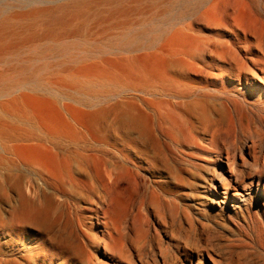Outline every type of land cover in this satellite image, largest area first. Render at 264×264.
Returning a JSON list of instances; mask_svg holds the SVG:
<instances>
[{
	"label": "bare ground",
	"instance_id": "obj_1",
	"mask_svg": "<svg viewBox=\"0 0 264 264\" xmlns=\"http://www.w3.org/2000/svg\"><path fill=\"white\" fill-rule=\"evenodd\" d=\"M171 1L170 6L204 5L202 15L224 27L228 39L204 43L203 54L191 61L189 54L201 45L188 34L196 31L188 23L153 37L150 46L159 43L156 51L140 56L101 58L68 47L53 54L79 23L93 17L121 20L131 8H140V1L0 0V189L8 202L3 242L8 253L24 256L13 236L36 218L42 226L70 227L81 250L57 244L80 264H158L144 257L150 231L157 227L141 222L137 212L143 197L160 227L167 225L164 208L176 212V203L157 186V174L181 175L183 163L194 174L202 163L211 166L204 188L222 194L225 204L229 195L243 201L256 182L264 183L258 145L264 133V0L260 5L255 0ZM126 47L119 44L116 50ZM224 74L245 81L251 98L250 90H257L256 104L213 80ZM99 88L130 93L94 111L72 97ZM19 175L39 180L45 196L40 207L32 209L25 194L17 204ZM55 199L61 207L53 213ZM125 226L137 228L136 234L127 236Z\"/></svg>",
	"mask_w": 264,
	"mask_h": 264
},
{
	"label": "rangeland",
	"instance_id": "obj_2",
	"mask_svg": "<svg viewBox=\"0 0 264 264\" xmlns=\"http://www.w3.org/2000/svg\"><path fill=\"white\" fill-rule=\"evenodd\" d=\"M139 1L140 8H131L121 20L103 22L93 17L85 23H79L81 25L77 30L75 29L72 37L59 42L58 48L53 54H56L55 52L60 47H68L77 53L91 51L101 58L105 56L120 58L128 55L140 56L156 51L159 43L150 46L153 37L164 32L170 33L192 23L196 31H190L188 34L196 37L201 45L199 50L189 54L192 61L199 59L203 54L204 43L214 40L223 41L229 37V33L224 27L209 21L202 15L205 7L202 4L190 7L186 3L185 5L170 6L171 0H157L158 4L153 3L152 0ZM193 1L203 2L204 0ZM255 1L258 4L262 2V0ZM95 14L97 12L91 15ZM121 34H125V36L118 37ZM119 44H126L129 47H126V50H116ZM219 61L222 62L221 59ZM190 68L195 69L192 65ZM214 72L217 73V71ZM198 76L204 75L198 72ZM51 77L52 75H49L45 80L50 81ZM235 78L224 74L222 77H213V80L217 84L220 83L219 85H228L231 91L235 90L233 95H245L250 106H254L259 98L256 96L258 91L251 89L250 91L254 92L251 98L245 91L246 82L238 83ZM200 81L205 80L200 77ZM261 87L263 88L261 94L264 97V85ZM79 92L82 94L72 97L86 111L108 107L112 103L121 101L130 93L128 91L112 92L107 88L92 89L85 93ZM47 96L55 97L50 94ZM262 107H264V103ZM252 109L255 114H258L256 106ZM259 140L258 145L261 146V151L264 154V133ZM139 165L147 167L146 163ZM181 167L184 169L181 175L169 172L156 175L157 186L168 193L170 199L176 203L174 214L165 208L161 211V216H165L167 219L166 227H160L158 224L157 214L149 199L146 197L139 199L137 212L141 222L149 221L152 226L157 227V230L150 231V242L146 247L145 259L150 263L157 262L158 264H162L164 261L167 264H181L177 260H181L182 264H264V183L257 185L256 182L247 199L234 202L231 194L228 197V203L225 204L222 194L215 192L217 196H214L215 194L204 188L205 183L203 182L208 176V168H212L211 166L202 163V168L196 174L188 172L190 167L185 163ZM142 174H146V177L150 176L148 171H143ZM19 177H21L22 186L15 190L17 204L22 205L21 195L25 194L30 199L32 209L40 207L45 196L41 194L42 185L39 180L31 179L29 176L27 178L24 175H19ZM211 199L215 202H210ZM54 204L53 213L56 211L55 209L61 207L60 200L55 199ZM7 205L8 202L5 201L0 189V258L3 259L4 264L81 263L79 258L66 254L65 250L57 244H68L76 251L81 250V244L75 240L70 227L66 223L53 225L52 222H47L42 226L36 218H31L27 227L22 228L17 235L13 236L12 241L17 244L16 248L20 249L24 256L20 258L17 254L8 253L3 244L6 236ZM34 213L36 212L32 210V216H37ZM89 215L90 213H84V216ZM136 229L132 226H125L124 233L133 237L136 234ZM208 252L212 254L214 261L210 259ZM101 257L112 263L109 259L111 257L105 258L102 254ZM7 260H11L10 263L6 262Z\"/></svg>",
	"mask_w": 264,
	"mask_h": 264
}]
</instances>
